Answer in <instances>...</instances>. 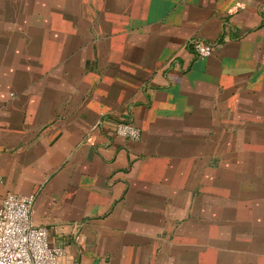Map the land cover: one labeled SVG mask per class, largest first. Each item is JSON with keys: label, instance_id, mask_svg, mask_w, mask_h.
Here are the masks:
<instances>
[{"label": "crops", "instance_id": "crops-1", "mask_svg": "<svg viewBox=\"0 0 264 264\" xmlns=\"http://www.w3.org/2000/svg\"><path fill=\"white\" fill-rule=\"evenodd\" d=\"M103 1L0 0V207L34 195L64 264H264V0Z\"/></svg>", "mask_w": 264, "mask_h": 264}, {"label": "built area", "instance_id": "built-area-1", "mask_svg": "<svg viewBox=\"0 0 264 264\" xmlns=\"http://www.w3.org/2000/svg\"><path fill=\"white\" fill-rule=\"evenodd\" d=\"M190 47L199 58L213 54V46L192 40ZM118 137L139 140L141 130L132 123L121 122L116 126ZM35 196L7 193L0 207V264H64V248L50 242L48 228L32 222Z\"/></svg>", "mask_w": 264, "mask_h": 264}, {"label": "rangeland", "instance_id": "rangeland-1", "mask_svg": "<svg viewBox=\"0 0 264 264\" xmlns=\"http://www.w3.org/2000/svg\"><path fill=\"white\" fill-rule=\"evenodd\" d=\"M54 3L51 4V0H8L11 4V22L14 24H25L27 19L22 16L18 19V6L23 10L24 4L27 6V11L25 16L28 18L32 15H36L34 12L35 4H42L40 7L41 12L47 11L48 24L59 25V26H71L74 19L73 25L81 26L84 14L92 15L91 18L97 20L98 10L104 8L103 0H53ZM38 9V7H37ZM21 15H24L21 12ZM45 17V16H44ZM72 22V23H71Z\"/></svg>", "mask_w": 264, "mask_h": 264}]
</instances>
